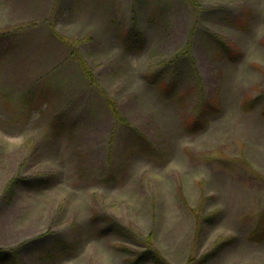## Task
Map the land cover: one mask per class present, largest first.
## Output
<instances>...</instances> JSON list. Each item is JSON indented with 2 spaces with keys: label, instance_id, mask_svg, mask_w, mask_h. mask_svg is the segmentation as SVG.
<instances>
[{
  "label": "rangeland",
  "instance_id": "obj_1",
  "mask_svg": "<svg viewBox=\"0 0 264 264\" xmlns=\"http://www.w3.org/2000/svg\"><path fill=\"white\" fill-rule=\"evenodd\" d=\"M0 249L264 264V0H0Z\"/></svg>",
  "mask_w": 264,
  "mask_h": 264
},
{
  "label": "trees",
  "instance_id": "obj_2",
  "mask_svg": "<svg viewBox=\"0 0 264 264\" xmlns=\"http://www.w3.org/2000/svg\"><path fill=\"white\" fill-rule=\"evenodd\" d=\"M132 35L134 36L135 35V33H132ZM131 37V33L129 34V38ZM134 39L135 40H138V39H140L141 41L143 40V38H142V36L141 35H139V36H137V35H135L134 36ZM224 45V47H225V50H226V52H228V53H230V54H233V50L231 49V48H229L227 45H225V44H223ZM86 72H88L87 70H86ZM163 83H164V87L166 88V89H169V88H172V84L169 82V81H167V80H163ZM114 101H112V100H109V103H110V106H111V108H112V110H113V112H114V103H113ZM211 109H214V106L213 105H210L209 107H208V110L205 112L204 111V113H202V114H200V115H196V119L195 120H190V119H188L187 120V125H190V126H197L199 123H200V120H201V118L203 117V116H206V115H208L209 113H210V111H211ZM151 239V238H150ZM151 240L149 241V243L151 244ZM151 257V259H152V261L155 263V264H168L162 257H160V255L159 254H157V252L155 251V250H150V251H146V252H144L142 255H141V257L142 258H145V257ZM16 257L17 256H15V254H14V251H10V250H8V251H4V250H1L0 249V262H2V263H12V262H14L15 260H16ZM135 264H140L141 262H140V259H138V260H136L135 262H134Z\"/></svg>",
  "mask_w": 264,
  "mask_h": 264
}]
</instances>
